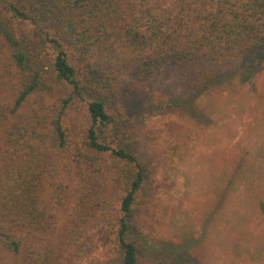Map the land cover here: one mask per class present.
I'll use <instances>...</instances> for the list:
<instances>
[{
    "label": "rangeland",
    "instance_id": "374dc122",
    "mask_svg": "<svg viewBox=\"0 0 264 264\" xmlns=\"http://www.w3.org/2000/svg\"><path fill=\"white\" fill-rule=\"evenodd\" d=\"M9 1L0 0V14L7 17ZM36 7L35 22L12 17L11 24L50 73L44 77L49 88L30 97L22 111L53 114L71 95L62 124L71 144L79 146L91 126L88 101H103L111 121L95 126L98 140L137 153L146 169L143 195L130 215L139 264H264V69L254 65V74L241 75L243 63L234 59L222 74H236L202 89L173 59L142 78L138 58L118 47L82 52L68 44L67 58L80 81L77 94L50 66L56 51L49 38L58 35L55 4L37 0ZM0 67V95L10 101L24 74L2 35ZM75 180V168H63L66 192ZM99 186L101 195H94ZM119 196L106 178L97 177L85 197L63 201L43 240L16 254L0 248V264H44L50 256L55 264H114L105 242L112 227L95 215L100 197L116 208ZM76 231L83 234L78 259L67 246Z\"/></svg>",
    "mask_w": 264,
    "mask_h": 264
},
{
    "label": "trees",
    "instance_id": "16d2710c",
    "mask_svg": "<svg viewBox=\"0 0 264 264\" xmlns=\"http://www.w3.org/2000/svg\"><path fill=\"white\" fill-rule=\"evenodd\" d=\"M35 2L10 0L4 7L11 10V15L0 14V35L24 74L12 100L5 101L0 95V248L16 254L24 246H34L36 239L43 240L54 228L56 210H63V201L67 199L68 204L73 196L85 197L91 182L102 177L120 192L116 208L100 197L102 206L95 215L112 227L111 237L105 240L108 252L114 264H139L130 215L143 195L146 169L137 153L98 140L95 126L106 127L111 121L103 101H88L91 126L79 146L71 144L62 124L71 95L53 114L42 108L31 114L22 111L30 97L49 88L44 77L50 73L38 57L29 54L25 39L11 24L12 17L35 22ZM53 2L58 35L49 38L56 51L51 70L56 79L70 84L77 94L80 81L67 58L64 45L68 44L82 52L92 48L100 53L118 47L124 55L138 58L136 67L142 78L173 59L187 76L191 74L192 84L202 89L236 74H222L223 66L234 59L243 63L237 72L241 75L254 74V65L264 69V0ZM82 58L85 60L86 54ZM72 167L76 180L72 190L66 192L63 168L68 171ZM102 189L94 188L93 194L101 195L98 192ZM82 235L76 231L67 237L75 259L83 251L79 242ZM46 260L44 264H55L51 256L49 262Z\"/></svg>",
    "mask_w": 264,
    "mask_h": 264
}]
</instances>
